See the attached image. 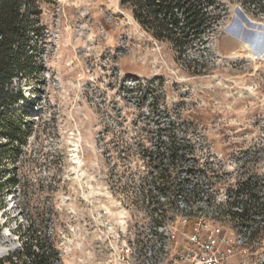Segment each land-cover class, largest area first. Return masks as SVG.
<instances>
[{
    "label": "rangeland",
    "instance_id": "obj_1",
    "mask_svg": "<svg viewBox=\"0 0 264 264\" xmlns=\"http://www.w3.org/2000/svg\"><path fill=\"white\" fill-rule=\"evenodd\" d=\"M220 2V23L181 54L121 0L35 1L38 73L12 86L25 126L4 161L0 261L30 236L57 251L67 235L83 253L93 215L118 207L141 222L206 219L241 240L235 264H264V221L226 213L243 184L264 196V16ZM170 150L184 157L163 161Z\"/></svg>",
    "mask_w": 264,
    "mask_h": 264
},
{
    "label": "trees",
    "instance_id": "obj_2",
    "mask_svg": "<svg viewBox=\"0 0 264 264\" xmlns=\"http://www.w3.org/2000/svg\"><path fill=\"white\" fill-rule=\"evenodd\" d=\"M37 0H0V201L12 180L7 178L4 161L12 153L14 143H22L24 118L14 107L22 100L13 92L16 79L34 76L38 73L35 58V38H39L34 20L33 7ZM254 17L264 16V0H235ZM121 4L130 10L133 19L155 40L166 42L181 54L193 48L222 20L223 4L220 0H121ZM225 11V10H224ZM171 164L179 157L178 151L159 156ZM168 169L158 173L164 179ZM158 183V182H157ZM156 183V184H157ZM156 185L152 189L165 191L166 185ZM149 195L152 194L150 192ZM180 189H178L179 191ZM180 194V192H177ZM154 203V202H152ZM158 205H161L158 202ZM227 215L240 226L264 221V196L254 192L246 184L240 186L236 200L229 203ZM57 251L51 246L40 243L32 236L24 243L20 253L13 254L1 264H14L13 258L22 264H54Z\"/></svg>",
    "mask_w": 264,
    "mask_h": 264
},
{
    "label": "built area",
    "instance_id": "obj_3",
    "mask_svg": "<svg viewBox=\"0 0 264 264\" xmlns=\"http://www.w3.org/2000/svg\"><path fill=\"white\" fill-rule=\"evenodd\" d=\"M160 213L141 222L123 208L100 210L93 215L84 252L63 236L54 264H235L240 239L218 236L206 219L192 223L185 217L166 219ZM75 230L78 239L81 232ZM72 257L75 263H68Z\"/></svg>",
    "mask_w": 264,
    "mask_h": 264
},
{
    "label": "bare ground",
    "instance_id": "obj_4",
    "mask_svg": "<svg viewBox=\"0 0 264 264\" xmlns=\"http://www.w3.org/2000/svg\"><path fill=\"white\" fill-rule=\"evenodd\" d=\"M76 152V151H75ZM74 161H75V164H79V162H78V158L77 157H74ZM78 175H79V173H78ZM80 176V175H79ZM6 252V250H3V253H5Z\"/></svg>",
    "mask_w": 264,
    "mask_h": 264
}]
</instances>
